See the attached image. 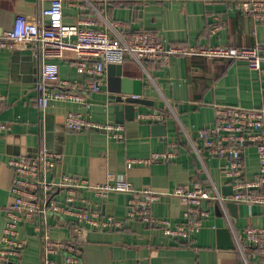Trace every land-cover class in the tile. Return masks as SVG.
I'll return each mask as SVG.
<instances>
[{
	"label": "crops",
	"instance_id": "obj_1",
	"mask_svg": "<svg viewBox=\"0 0 264 264\" xmlns=\"http://www.w3.org/2000/svg\"><path fill=\"white\" fill-rule=\"evenodd\" d=\"M242 0H114L103 16L81 7L82 0H64V20L76 24L93 19L96 28L112 36L128 39L136 33H153L165 47L172 45L258 47L262 70L252 71L243 60H204L198 57H173L169 66L156 62L142 63L127 59L123 78L140 81L142 95L123 94L121 86L111 87L116 78L106 70V84L90 95V107L54 102L43 113L38 108L36 89L39 61L28 51H0V90L6 100L0 103V239L6 223V210L13 204L11 187L14 173L9 167L12 157H35L41 150L63 156L58 173L76 175L93 184L110 179H125L137 190L152 189L164 194L152 207L157 218L167 219L176 227L187 222V204L182 198L165 195L176 188L200 184L224 198L234 192L222 175L221 162L209 156L198 143L199 130L216 123L215 105L264 109V23L251 12L238 7ZM51 0H0V35L12 31L17 15L30 22L41 18ZM119 65V64H118ZM60 76L70 81H84L71 64L70 56L59 61ZM113 89V90H112ZM135 86H131L133 92ZM138 98L135 115L127 110L116 112L115 98ZM70 111L88 114L97 122L123 120L124 140H113L98 131L72 132L65 126ZM161 114L165 120L143 122L140 114ZM161 126H164L161 127ZM177 146L178 155L170 163L127 167L128 159L147 158ZM200 148V154L196 152ZM245 175L256 179L259 160L256 150L248 146L244 155ZM224 189H227L225 192ZM101 216L113 215L123 223L117 231L93 230L81 226L79 231L58 219L51 221L55 240L76 241L83 246L82 264H244V256L235 234L248 228L264 229V206L235 202L209 201L204 204L209 217L188 245L185 239L171 238L157 228L127 218V193H112L102 200L93 192L84 193ZM63 195H59L62 200ZM235 208H233V207ZM27 247L13 264H41L42 244L31 224L21 229ZM231 242L234 247L223 248ZM243 247L249 264H264V246L258 249L247 242ZM252 253V254H250ZM61 260L62 256L55 257Z\"/></svg>",
	"mask_w": 264,
	"mask_h": 264
},
{
	"label": "built area",
	"instance_id": "obj_2",
	"mask_svg": "<svg viewBox=\"0 0 264 264\" xmlns=\"http://www.w3.org/2000/svg\"><path fill=\"white\" fill-rule=\"evenodd\" d=\"M81 7L90 8L96 15L103 16L114 0H82ZM135 0H125V2ZM238 7L252 13L253 18L264 23V0H242ZM93 19H81L76 24L64 20V0H51L50 6L42 10L37 22L17 15L12 31L0 35V51H28L39 61V77L36 89L38 108L45 112L54 102L73 103L90 107L89 97L99 93L106 84L109 65L123 64L127 59L156 62L169 66L173 57H198L204 60H243L252 71L262 70V55L258 47L199 46L164 44L148 32L136 33L123 39L112 36L107 30L96 28ZM70 56L72 66L84 81H70L60 76L59 61ZM6 96L0 90V103ZM216 123L213 127L199 130L198 143L209 156L221 162V172L233 189V196L224 198L213 190L195 184L180 186L165 194L182 198L187 204V222L174 227L167 219L152 214V207L164 194L152 189L137 190L125 179H113L104 184H93L88 179L64 172L58 173L63 156L41 150L35 157L17 156L8 164L14 173L11 193L13 204L6 210V223L0 239V264H13L20 259L27 247L21 237V229L31 224L34 234L42 244L41 264H82L83 246L76 241L55 240L51 236V221L58 219L71 226L76 232L81 226L93 230L117 231L123 223L113 215L103 217L94 205L89 206L84 193L93 192L105 200L112 193H127V218L140 221L152 228L160 229L171 238L191 241L200 232L209 217L204 204L209 201L235 202L264 206V109L240 106L215 105ZM143 122L165 120L161 114H140ZM65 126L72 132L98 131L113 140H124L123 124L97 122L80 111L68 112ZM1 131L9 130L7 125ZM252 146L258 156L259 172L254 180L245 175L244 155ZM200 154V148L196 147ZM177 146L163 152H153L147 158L128 159L127 167L150 166L170 163L177 158ZM62 194V200L59 195ZM238 246L249 264L248 254L243 247L247 242L258 249L264 246V229L248 228L244 235L235 234ZM252 254V253H250ZM62 256L61 260L55 259Z\"/></svg>",
	"mask_w": 264,
	"mask_h": 264
},
{
	"label": "water",
	"instance_id": "obj_3",
	"mask_svg": "<svg viewBox=\"0 0 264 264\" xmlns=\"http://www.w3.org/2000/svg\"><path fill=\"white\" fill-rule=\"evenodd\" d=\"M2 35V34H1ZM114 69H117L118 70V73H117V76L116 78H111L109 80V83H110V86L113 88V87H117V89H119V86H121V91H118V92H121L123 94H134L136 96H141L142 95V86H141V82L140 81H131L129 80L128 78L124 77L123 78V72H122V69H123V66L122 64H119V65H116V64H112V65H109V70H111L110 72L112 73L111 75H113V70ZM134 85L135 86V89L133 92H131V86ZM113 90V89H112ZM115 103L117 104L116 106V112L117 113H122L123 110H127L129 111L131 114H133V118H134V115H135V105L137 104H145V101H142L138 98H123L122 96L120 97H117L115 98ZM118 122L117 123H121L123 122V120H117ZM164 128V126H161ZM224 191L226 192L227 189H224ZM233 207V206H232ZM235 208V207H233ZM221 247L223 248H228V247H234V245L231 243V242H227L225 241V244L224 243H221L220 244Z\"/></svg>",
	"mask_w": 264,
	"mask_h": 264
},
{
	"label": "trees",
	"instance_id": "obj_4",
	"mask_svg": "<svg viewBox=\"0 0 264 264\" xmlns=\"http://www.w3.org/2000/svg\"><path fill=\"white\" fill-rule=\"evenodd\" d=\"M191 243V241H189L188 245Z\"/></svg>",
	"mask_w": 264,
	"mask_h": 264
}]
</instances>
